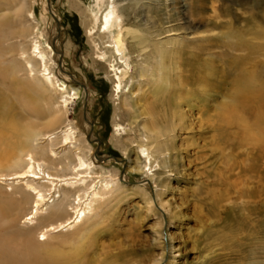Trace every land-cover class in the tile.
<instances>
[{"label": "rangeland", "instance_id": "rangeland-1", "mask_svg": "<svg viewBox=\"0 0 264 264\" xmlns=\"http://www.w3.org/2000/svg\"><path fill=\"white\" fill-rule=\"evenodd\" d=\"M72 1L28 0L34 11V20L29 19L42 33V43L55 37L52 66L64 73L59 83L66 81L74 96L68 115L92 136L96 175H114L116 188L95 216L69 232H56L62 242L42 249V264H51L52 250L64 254L67 243L80 246L85 238L66 240L80 226L84 231L79 235L90 240L80 248L90 243L85 264H99L95 258L101 261L104 256L113 264H153L163 253V264H264V103L260 117L256 103L243 102L238 103L242 119L223 116L224 106L238 101L239 79L244 76L245 83L254 74L256 84H264V0H200L194 13L202 20L192 24L180 0H142L134 13L146 30L160 27L162 38L169 34L174 41L171 54H166L171 70L163 101L168 109L166 117L162 111L158 118L161 106H156L162 98L140 77L139 53L130 58L134 79L124 81L117 93L114 73L94 53L83 16L72 8ZM76 1L94 17L96 0ZM170 13L175 14L172 20ZM14 40L1 48L4 59L18 53ZM24 76L19 71L4 79L11 88L1 102L14 106L17 114L22 110L12 93ZM23 92L26 99L34 98L30 89ZM125 98L134 104L130 112L121 107ZM85 112L87 121L82 122ZM22 116L25 122L24 112ZM145 123L162 132L164 142L163 151L153 153L156 167L151 170L140 169L145 159L138 145L150 134L143 129ZM57 141V153L75 159V149L69 144L62 149V141ZM50 168L55 175L64 174ZM64 172L63 177L74 178L72 169ZM53 222L45 220L43 225Z\"/></svg>", "mask_w": 264, "mask_h": 264}, {"label": "bare ground", "instance_id": "bare-ground-1", "mask_svg": "<svg viewBox=\"0 0 264 264\" xmlns=\"http://www.w3.org/2000/svg\"><path fill=\"white\" fill-rule=\"evenodd\" d=\"M199 1L180 0L190 13L188 20L190 24L202 20L194 13ZM141 2L142 0H96L94 17L89 16L76 0L71 2V6L83 16L94 53L100 60L107 62L110 72L114 73L116 92H121L124 81L134 79V75H131L134 65L130 58L133 54L139 53L140 77L151 84L154 95L159 100L162 98L161 105L158 103L156 106H161L157 118L161 116L162 111H165L166 117L168 106L163 98L169 86L166 73L171 70L166 62V54H171L168 50L174 41L169 34V37L162 38L163 32L160 27L155 30L152 28L153 32L146 30V25L134 13ZM160 7L158 8L161 9ZM170 7L172 10L176 9ZM32 11L33 6L32 4L29 6L28 0H0V50L8 47L4 44L6 41L16 38L18 41L14 40L12 45H18L19 49L10 59H4L0 52V264H38L40 261L42 264L43 258L40 254L42 249H49L47 244L62 242L56 232L61 233L62 230L69 232L76 223H83L89 217L95 216L107 205L116 188L114 175L109 178L96 175L97 164L91 143L92 136L89 130L83 131L76 120L70 119L68 104L74 96L68 90L66 81L59 83L58 78L64 77V73L52 66L55 61L50 57L51 49L57 42L55 37L48 44L45 43L46 46L41 42L40 38L43 35L32 23L34 20ZM129 12L132 13L131 17H128ZM174 15L170 13L171 20ZM29 17H32V20ZM97 24L99 26L96 29ZM28 37L30 39L26 40ZM104 38L107 40L104 41ZM19 71L24 72L25 76L15 82L18 90L12 95L22 113L24 112L25 122L22 113H15L14 106L1 102V96L9 94L8 90L11 88V83L6 86L4 79ZM244 78L243 76L238 81L236 104L223 108L224 119L236 116L242 119L238 110L241 102L245 106L256 103L260 117L262 112L260 103H264V84L263 86L259 85L260 83L256 84L257 78L254 74H250L251 81L247 80L244 83ZM25 89H30L34 93V98L26 99L23 92ZM58 96L62 101L58 100ZM123 100L121 107L128 109L129 112L133 110L134 104L128 98ZM86 117L85 112L82 114V122L87 121ZM64 123L65 125L60 128ZM152 128L146 123L143 127L150 134L146 136V142L138 145L145 159V164L140 169L148 167L151 170L155 166L153 153L163 151L162 132H156ZM254 131L248 130L246 133L253 134ZM42 138L45 141L39 143ZM57 140L62 141L61 145H64L61 146L62 149H65L66 144L75 149V159L57 153L54 147ZM52 155L57 156L54 158ZM60 164L62 166L59 170ZM50 166L64 174L55 175L49 170ZM69 169L75 171L74 178L63 177L64 171ZM98 178L103 180L96 182ZM17 182L19 183L16 184ZM64 185L68 188H63ZM7 187H11L10 191ZM55 193H59L56 198ZM70 210L73 213H70ZM23 219L25 220L22 221ZM45 220L54 222L43 225ZM29 223L34 226H30ZM81 230L84 231L82 226L78 228V233L73 232L66 237V240L85 238L80 246H76L77 243L74 242L69 245L67 243L63 249L64 254L56 249L52 250L51 264H85L88 258L87 246L89 249L90 243L83 250L80 248L90 240L79 235ZM40 236L43 240L39 239ZM59 257L62 261L57 263ZM110 259L111 257L104 256L101 261L97 258L95 261L99 264L115 263ZM164 261L163 253L153 264H163Z\"/></svg>", "mask_w": 264, "mask_h": 264}]
</instances>
